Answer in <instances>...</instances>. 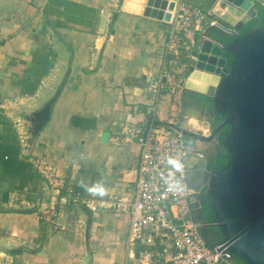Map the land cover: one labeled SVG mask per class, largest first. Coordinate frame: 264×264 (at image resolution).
I'll list each match as a JSON object with an SVG mask.
<instances>
[{
    "label": "crops",
    "instance_id": "1",
    "mask_svg": "<svg viewBox=\"0 0 264 264\" xmlns=\"http://www.w3.org/2000/svg\"><path fill=\"white\" fill-rule=\"evenodd\" d=\"M169 1L0 0V264L81 263L84 216L75 205L60 206L58 195L69 187L84 198L129 195L139 148L133 142L114 146L110 139L146 128L152 104L160 124L174 118L182 129L209 136L215 112L197 94L214 96L222 77L196 70L192 52L211 33L215 40L218 33L231 36L220 28L231 31L242 22L244 28L253 9L259 14L255 2L264 7V0H174L176 10L164 22ZM180 4L211 15L186 34L184 55L175 60L166 42ZM112 13L115 21L97 34L100 16ZM213 18L217 26L210 25ZM64 78L49 119L26 151L28 126L14 113L40 109ZM157 79L163 88L153 95L147 89ZM192 146L197 153L188 156L185 181L195 191L203 185L206 159L218 148ZM37 157L54 164L57 192L29 168ZM35 203L38 209L28 212ZM41 205L59 212L63 230L40 219ZM192 206L189 217L199 223V197ZM91 213L90 264H125L128 215ZM211 225L197 224L198 233L210 234Z\"/></svg>",
    "mask_w": 264,
    "mask_h": 264
},
{
    "label": "water",
    "instance_id": "2",
    "mask_svg": "<svg viewBox=\"0 0 264 264\" xmlns=\"http://www.w3.org/2000/svg\"><path fill=\"white\" fill-rule=\"evenodd\" d=\"M233 9L230 6L227 12L232 13ZM175 10L176 2L170 0L163 21L169 22ZM116 16V13L109 17L101 15L97 34L102 35L108 22H114ZM258 16L253 9L250 19ZM242 26L243 22L230 31L233 40L229 45L222 42V37L226 35L218 33L216 36L220 40H215V34L211 33L208 36L210 40H203L200 49L192 52L196 70L222 77L214 96L197 94L212 100L211 106L222 121L210 125L207 137L179 130L193 142L211 144L218 143L221 129L230 127L219 150L220 154H229V161L214 170H208L207 164L209 160L216 163L217 155L205 161L209 174L204 177L203 183L207 182V187L198 194L202 218L197 220L199 223L195 222L198 225L212 224L210 234L206 235L202 228H199L198 234L208 247L216 248L218 252L225 250L230 255L228 261L220 264H264V28L241 35ZM226 54L231 57L230 63ZM64 81L65 78L53 97L40 109L14 113L19 122L28 126L26 151L32 147L49 119L51 107ZM187 92L190 93L189 90ZM185 180L188 181L187 178ZM74 207L84 216L85 256L80 264H90L92 257L88 238L92 213L83 205L76 204ZM37 209L38 203H35L27 211ZM135 256L138 257V253Z\"/></svg>",
    "mask_w": 264,
    "mask_h": 264
},
{
    "label": "built area",
    "instance_id": "3",
    "mask_svg": "<svg viewBox=\"0 0 264 264\" xmlns=\"http://www.w3.org/2000/svg\"><path fill=\"white\" fill-rule=\"evenodd\" d=\"M178 10L182 14L171 21L172 28L166 42V53L175 60L184 55L186 34L211 15L189 4H180ZM210 25L217 26L215 18ZM220 29L231 35L230 30ZM162 88L163 84L157 79L147 90L158 95ZM180 129L182 121L178 119L171 118L168 123L160 124L152 104L146 128H134L123 136L110 139L114 146L133 142L139 148L135 183L129 195L105 194L84 198L72 187L64 195H58L62 207L80 204L91 211L128 215V258L125 264H220L230 259L225 250L218 252L207 246L197 232V224L189 217L190 205L196 202L199 191L207 187V182L194 191L185 181L188 156L197 150L195 152L194 142L185 138ZM29 162L47 186L57 192L59 180L54 164L46 157ZM41 206L40 219L49 222L55 230H63L57 221L59 212ZM135 248L139 249L138 257L133 251Z\"/></svg>",
    "mask_w": 264,
    "mask_h": 264
},
{
    "label": "trees",
    "instance_id": "4",
    "mask_svg": "<svg viewBox=\"0 0 264 264\" xmlns=\"http://www.w3.org/2000/svg\"><path fill=\"white\" fill-rule=\"evenodd\" d=\"M255 6L259 12V16L256 17L255 19H252L244 28H242L240 30V34L241 35H246L249 34L251 32H253L254 30L260 29V28H264V7H262L259 3L255 2ZM217 39L220 40V38L218 36H216ZM233 40L232 37L230 36H224L222 37V42L225 45H229L231 43V41ZM227 55V54H226ZM228 62H231V57L228 56ZM198 100L204 102L206 105H210L212 104V100L206 97H198ZM216 116V121L215 123L218 124L219 122L222 121V118L218 115L215 114ZM214 123V124H215ZM230 132V127L227 126V128L225 130L222 131L221 136L219 137V144L222 146V142L223 140L227 137V135ZM218 157V161L216 163H214L212 160H209V163L207 164V169L208 170H214V169H220L221 167L225 166L226 163L229 161V154H217ZM30 165V164H29ZM31 167V165L29 166V168Z\"/></svg>",
    "mask_w": 264,
    "mask_h": 264
},
{
    "label": "flooded vegetation",
    "instance_id": "5",
    "mask_svg": "<svg viewBox=\"0 0 264 264\" xmlns=\"http://www.w3.org/2000/svg\"><path fill=\"white\" fill-rule=\"evenodd\" d=\"M215 121H216V119H215ZM214 125H216V123H215ZM226 128H227V126L219 131V137L221 136L222 131L225 130ZM219 137H218V143H216V148H218V152L215 153V155H217V154L219 153V150L221 149V145L219 144ZM204 173H205V174H204V177H205L207 174H209L208 171L206 170V168H205V172H204Z\"/></svg>",
    "mask_w": 264,
    "mask_h": 264
},
{
    "label": "bare ground",
    "instance_id": "6",
    "mask_svg": "<svg viewBox=\"0 0 264 264\" xmlns=\"http://www.w3.org/2000/svg\"><path fill=\"white\" fill-rule=\"evenodd\" d=\"M224 9V8H223ZM222 10V9H221ZM236 11V10H235ZM220 14V13H219ZM237 14V13H236ZM193 80H196V77H195V75H193V76H191V78H190V82H193ZM193 122V121H192ZM194 127V126H193ZM205 134V133H204ZM198 144H199V149H203L204 148V146H205V143H202V142H198ZM207 145V144H206ZM205 152V151H204ZM191 158H193L192 156H191Z\"/></svg>",
    "mask_w": 264,
    "mask_h": 264
},
{
    "label": "rangeland",
    "instance_id": "7",
    "mask_svg": "<svg viewBox=\"0 0 264 264\" xmlns=\"http://www.w3.org/2000/svg\"><path fill=\"white\" fill-rule=\"evenodd\" d=\"M184 126V125H183ZM198 134V133H197ZM192 141V140H191ZM198 146H199V144H198Z\"/></svg>",
    "mask_w": 264,
    "mask_h": 264
}]
</instances>
